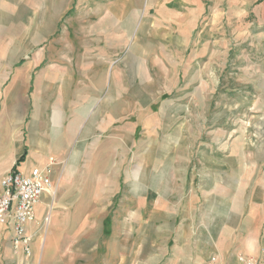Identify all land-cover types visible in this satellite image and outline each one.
<instances>
[{"label":"rangeland","instance_id":"1","mask_svg":"<svg viewBox=\"0 0 264 264\" xmlns=\"http://www.w3.org/2000/svg\"><path fill=\"white\" fill-rule=\"evenodd\" d=\"M255 1L0 0V124L16 73L34 65L16 149L0 133V179L25 149L28 160L41 149L29 140L32 88L44 102L48 92L82 90L85 76L100 84L111 73L119 102L81 106L87 118L78 134L62 156L48 159L77 180L92 163L95 182L124 183L105 217H72L69 206L59 223L55 196L46 198L29 260L0 228V264H123V254L127 264L213 257L235 264L238 254H257L264 246V8ZM161 13L174 14L170 22L183 14L179 22L196 27L172 29L156 20ZM29 165L17 170L26 174Z\"/></svg>","mask_w":264,"mask_h":264},{"label":"crops","instance_id":"2","mask_svg":"<svg viewBox=\"0 0 264 264\" xmlns=\"http://www.w3.org/2000/svg\"><path fill=\"white\" fill-rule=\"evenodd\" d=\"M178 1L180 3H184V1L186 3H189V2H197L198 0H178ZM202 1L204 0H200V2ZM210 1L221 2V0H210ZM260 1L261 0H256L255 4L259 3L260 6L259 8H264V1L263 2ZM193 11L191 12L193 13L192 15L193 17L201 18L204 16L201 13L198 14V13H194ZM212 11L216 12L213 15L215 16V18L217 17L220 22V19L222 17L221 8L212 9ZM181 15L183 14H180L177 17L178 20H174L170 22L169 19L175 17L174 14L171 16H167L161 13L159 18H157L156 20H160V19L166 20V24L170 25L172 29L175 28L182 29L185 34H190V32H193L196 27L195 26L196 21L195 22L190 21V23L183 25L181 22H179ZM33 66L34 65L31 64L30 69H25L24 71H18L16 73L15 76L16 81L14 82V86L9 93L10 95L8 99L9 107L7 108L8 110L5 115L6 118L0 124V133L2 137L1 141L4 144L7 143L9 144L10 151L16 149L17 145H19L18 137L15 134L16 132L14 131V127L18 126L15 123L18 121V118L20 116L22 103H23V96L27 90L26 78L29 76L30 83L33 80L32 79V72L34 69ZM105 71L103 76L104 78L105 76H107V73H105ZM56 73L57 71H54V73L51 74L52 78L53 77L55 78L57 76ZM51 79L50 81L53 80ZM83 81L84 82L86 81L88 83L86 84L84 89L80 90L79 88L78 89L74 88V89H70L69 91L62 89H55V91H53L52 93L51 92L47 93L48 99L43 100L44 102L38 100L39 98L38 91H36L35 87L34 89L32 88L31 94L33 96L30 105L31 106L30 117L32 118L34 130H33V135L31 136V138H29V140H31L32 144L34 143L36 147L37 145H39L38 148L41 149L40 151H38V149H34V151L32 152L31 160H28L26 157L27 161L23 163L25 164L28 162L30 164L28 166V170L35 166L44 167L49 163V159H50L49 156L52 154L57 157V156H62L65 153L66 149L68 148V145L72 142L75 135L78 134L79 130L81 129L83 122L86 121L87 117L83 118L80 112L81 106L87 105L89 109L90 107L94 109L95 105L99 101H101V103L107 102V104L110 103L111 105L119 102V92L117 86L113 92L114 86L112 83L111 73H109V77H107V81L100 82V84L99 82H97V79L94 78L93 76H85V79H83ZM53 82L54 81H52L51 83L52 85ZM66 92L69 93V96L67 97L68 99L66 98L67 96ZM76 92L80 93L81 98H78L77 95L78 93ZM106 93L107 96H105ZM83 100H86V102L82 103ZM41 107H44L49 110L43 113ZM99 111L96 113L93 119H96V117L98 118V115H100ZM112 112H115V107L112 108ZM118 114L119 113L117 112L116 115L117 118H119ZM106 131L107 130H102L101 131L103 132L102 135H105ZM112 132H113V136L115 137V140L117 141L116 136L119 135V132H117L115 129L112 130ZM49 138L50 140L54 141L53 143L55 147L53 148L56 149L50 150L48 148L50 146ZM22 147L23 145L21 146V149ZM111 153L114 155L116 160L118 152L114 150V152ZM17 159L12 164L9 165L10 168H12L14 163H17ZM91 162H92V158H91ZM91 167H92V163H88L87 170H85L87 176L84 178V180H77L74 178V176L73 177L70 176L71 174H68L63 164L60 165L59 162H57V165L53 167L54 170L53 169L52 170L54 176L52 175V179H54L53 183L56 187V191H55L56 194L54 197L55 203L53 205V209L57 208L56 215H57V219H59V223H62L63 220L68 216L65 210L62 209L69 208V206L73 207L71 212L73 213L72 217H86V216L105 217L106 215H108L107 211L113 205V199L115 195L119 194V192L123 188L124 183H122V179H120L119 185H116L117 183L113 180V176L95 182L94 180L95 177H93L92 175ZM55 169L58 171L57 174ZM62 182H64V185H66L65 187H62L61 185ZM95 184L98 185L96 188H95ZM83 186H86V189H82ZM0 192H1V187H0ZM46 198L48 197L43 198L44 205L49 208L50 205L45 200ZM81 203L84 204L81 205ZM82 206L84 207L83 209ZM233 231H234V227H233ZM257 254H254V256H257ZM238 255H242V254H238ZM119 259L120 262L121 261L123 262V264H127L128 262V259L126 258L125 254L121 255ZM233 261H235V264H238V257L236 259H233Z\"/></svg>","mask_w":264,"mask_h":264},{"label":"built area","instance_id":"3","mask_svg":"<svg viewBox=\"0 0 264 264\" xmlns=\"http://www.w3.org/2000/svg\"><path fill=\"white\" fill-rule=\"evenodd\" d=\"M55 164V160H51L44 167L31 168L26 174L17 169L11 170L0 179V228L13 252L25 260L33 256L34 244L41 232V227L32 230L38 220L37 207L44 206V197L56 194L52 179ZM47 215L44 219H48ZM207 264H218L217 259L210 258ZM238 264H264V246L257 256L240 255Z\"/></svg>","mask_w":264,"mask_h":264},{"label":"trees","instance_id":"4","mask_svg":"<svg viewBox=\"0 0 264 264\" xmlns=\"http://www.w3.org/2000/svg\"><path fill=\"white\" fill-rule=\"evenodd\" d=\"M264 0H261L260 2H263ZM22 157L17 161V163L15 164V166L12 168V170H16V166L20 165L21 163L26 161V157H27V149L25 150V153H23V155H21Z\"/></svg>","mask_w":264,"mask_h":264}]
</instances>
